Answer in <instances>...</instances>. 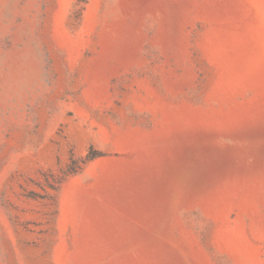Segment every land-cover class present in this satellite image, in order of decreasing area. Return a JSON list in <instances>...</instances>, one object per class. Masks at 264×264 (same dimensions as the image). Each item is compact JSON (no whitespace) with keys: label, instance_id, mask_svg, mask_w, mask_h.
Instances as JSON below:
<instances>
[{"label":"rangeland","instance_id":"1","mask_svg":"<svg viewBox=\"0 0 264 264\" xmlns=\"http://www.w3.org/2000/svg\"><path fill=\"white\" fill-rule=\"evenodd\" d=\"M0 264H264V0H0Z\"/></svg>","mask_w":264,"mask_h":264},{"label":"trees","instance_id":"2","mask_svg":"<svg viewBox=\"0 0 264 264\" xmlns=\"http://www.w3.org/2000/svg\"><path fill=\"white\" fill-rule=\"evenodd\" d=\"M92 156H87L85 160L91 158ZM84 160V161H85ZM79 166L77 165V162L75 160H72L71 164L68 166L66 172L73 174L78 170Z\"/></svg>","mask_w":264,"mask_h":264}]
</instances>
